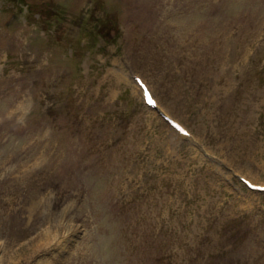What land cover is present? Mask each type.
<instances>
[{"label": "rangeland", "instance_id": "rangeland-1", "mask_svg": "<svg viewBox=\"0 0 264 264\" xmlns=\"http://www.w3.org/2000/svg\"><path fill=\"white\" fill-rule=\"evenodd\" d=\"M233 171L264 183V0H0V264H264Z\"/></svg>", "mask_w": 264, "mask_h": 264}, {"label": "bare ground", "instance_id": "bare-ground-1", "mask_svg": "<svg viewBox=\"0 0 264 264\" xmlns=\"http://www.w3.org/2000/svg\"><path fill=\"white\" fill-rule=\"evenodd\" d=\"M29 16H31L32 17V15L30 14ZM48 23H46L45 25H47ZM120 84V83H119ZM135 90L138 92V93H141V95L143 96L144 94H143V90H142V88L139 86V84L136 82L135 83ZM119 90V85H118V87H117V89L115 90V92L116 91H118ZM124 91H126V90H124ZM117 98V99H116ZM116 100V102H115V104H118V103H120L121 101H122V98L120 97V96H114V101ZM113 101V102H114ZM178 142H180V141H178ZM38 202H39V200H38ZM39 205H40V202H39ZM35 207H37V203L36 202H34V201H32L31 203H30V210H32V209H34ZM54 237V235H51V237H49L48 239H46V240H44V241H49V240H51L52 238ZM43 242V241H42ZM7 260H8V258H7ZM50 260L51 259H49V257L47 258V262L48 263H50ZM4 263V261L3 262H1V264H3Z\"/></svg>", "mask_w": 264, "mask_h": 264}, {"label": "snow or ice", "instance_id": "snow-or-ice-1", "mask_svg": "<svg viewBox=\"0 0 264 264\" xmlns=\"http://www.w3.org/2000/svg\"><path fill=\"white\" fill-rule=\"evenodd\" d=\"M149 102H150V103H153V101L151 100V98H149Z\"/></svg>", "mask_w": 264, "mask_h": 264}]
</instances>
